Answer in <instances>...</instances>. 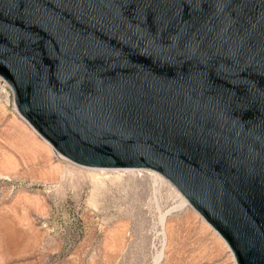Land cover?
<instances>
[{
	"label": "water",
	"instance_id": "obj_1",
	"mask_svg": "<svg viewBox=\"0 0 264 264\" xmlns=\"http://www.w3.org/2000/svg\"><path fill=\"white\" fill-rule=\"evenodd\" d=\"M0 77L56 153L160 173L264 264V0H0Z\"/></svg>",
	"mask_w": 264,
	"mask_h": 264
},
{
	"label": "rangeland",
	"instance_id": "obj_2",
	"mask_svg": "<svg viewBox=\"0 0 264 264\" xmlns=\"http://www.w3.org/2000/svg\"><path fill=\"white\" fill-rule=\"evenodd\" d=\"M181 196L154 170L57 154L0 77V264H236Z\"/></svg>",
	"mask_w": 264,
	"mask_h": 264
},
{
	"label": "bare ground",
	"instance_id": "obj_3",
	"mask_svg": "<svg viewBox=\"0 0 264 264\" xmlns=\"http://www.w3.org/2000/svg\"><path fill=\"white\" fill-rule=\"evenodd\" d=\"M58 154V153H57ZM180 202H178L179 203V207L181 206H184V205H186V204H189L188 203V201H187V199L182 195L181 197H180V200H179ZM190 205V204H189ZM177 207V206H176ZM164 221V220H163ZM3 226V225H2ZM1 226V227H2ZM3 229V228H2ZM9 229V228H8ZM232 252V251H231ZM233 254V253H232ZM234 256V255H233Z\"/></svg>",
	"mask_w": 264,
	"mask_h": 264
}]
</instances>
